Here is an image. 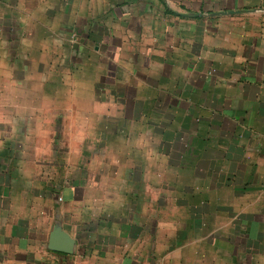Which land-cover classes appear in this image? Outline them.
I'll return each mask as SVG.
<instances>
[{
	"label": "crops",
	"instance_id": "1",
	"mask_svg": "<svg viewBox=\"0 0 264 264\" xmlns=\"http://www.w3.org/2000/svg\"><path fill=\"white\" fill-rule=\"evenodd\" d=\"M0 264H264V0H0Z\"/></svg>",
	"mask_w": 264,
	"mask_h": 264
},
{
	"label": "water",
	"instance_id": "2",
	"mask_svg": "<svg viewBox=\"0 0 264 264\" xmlns=\"http://www.w3.org/2000/svg\"><path fill=\"white\" fill-rule=\"evenodd\" d=\"M69 241L62 239L61 237L55 236L53 237L50 247L52 250L57 252H66L68 249Z\"/></svg>",
	"mask_w": 264,
	"mask_h": 264
},
{
	"label": "rangeland",
	"instance_id": "3",
	"mask_svg": "<svg viewBox=\"0 0 264 264\" xmlns=\"http://www.w3.org/2000/svg\"><path fill=\"white\" fill-rule=\"evenodd\" d=\"M238 242H240V241H239V239H238ZM236 255H238V256H239V253H237Z\"/></svg>",
	"mask_w": 264,
	"mask_h": 264
}]
</instances>
